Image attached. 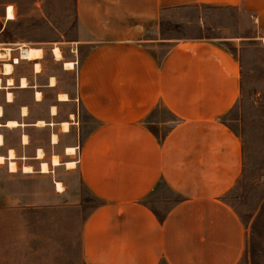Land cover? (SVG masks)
Returning <instances> with one entry per match:
<instances>
[{"label":"crops","instance_id":"crops-1","mask_svg":"<svg viewBox=\"0 0 264 264\" xmlns=\"http://www.w3.org/2000/svg\"><path fill=\"white\" fill-rule=\"evenodd\" d=\"M187 6L235 9L236 35L163 38V15ZM74 8L81 27L77 52L60 49L59 61L72 88L47 77L43 88L53 95L45 103L43 91L28 82L34 106L45 109L31 118L29 107L20 105L11 116L26 124L16 128L22 132L20 147H13L17 164L39 171L38 149L50 169L41 175L51 177L64 166L51 165L53 154L61 163L75 162L74 169L64 168L75 170L97 201L81 228L85 264H238L245 230L223 197L244 169L241 139L229 125L241 95V69L227 45L264 42V0H75ZM63 61L74 68L64 69ZM161 109L166 117L156 114ZM38 120L54 125L38 128ZM62 122L69 123L68 132H61ZM42 130L47 146H33L31 134ZM161 183L176 201L159 218L147 200Z\"/></svg>","mask_w":264,"mask_h":264},{"label":"rangeland","instance_id":"rangeland-1","mask_svg":"<svg viewBox=\"0 0 264 264\" xmlns=\"http://www.w3.org/2000/svg\"><path fill=\"white\" fill-rule=\"evenodd\" d=\"M74 6L75 0H0V48H11L12 57H17L16 49L22 44L43 50L39 60L42 72L37 79L33 62L27 60H18L13 73L1 77V124L15 115L20 105L29 107L31 118L45 109V105L34 106L30 89H18L21 77L43 91L45 103L53 95L43 88L47 77L55 76L60 84L72 88V76L63 74L60 60L56 61L51 51L55 46L66 54L77 50L75 42L81 27ZM236 31L235 9L187 6L165 13L160 33L165 39H223L235 36ZM227 46L241 69V95L229 115V125L241 139L244 169L239 183L223 200L245 230L238 264H264V42L240 41ZM7 91L15 97L11 104L5 102ZM156 114L166 117L163 109ZM0 134L3 149L20 147V129L1 127ZM31 136L33 146H47V131ZM49 155L50 150L46 158ZM23 165L18 161L16 173H10L7 164L0 165V264H85L81 228L97 201L85 191L75 170L61 166L50 174L62 184L64 192L58 193L49 175L38 173L37 166L32 174H24L20 169ZM174 201L176 198L161 183L147 203L161 218Z\"/></svg>","mask_w":264,"mask_h":264},{"label":"bare ground","instance_id":"bare-ground-1","mask_svg":"<svg viewBox=\"0 0 264 264\" xmlns=\"http://www.w3.org/2000/svg\"><path fill=\"white\" fill-rule=\"evenodd\" d=\"M17 51H19L17 57H12V52L13 50L11 48H0V90H2L4 88V86L2 85V76H10L13 73V67L14 64H16L18 62V60H27L30 62H33L34 65V71L35 73H38L41 71V66L39 63V60H41L43 58V50L41 48L38 47H31V46H27L25 44H22L21 46H19L17 49ZM52 56L55 58L56 61L61 60L62 58V53L61 50L55 46L52 49ZM63 68L66 70H72L74 68V62H70V61H64L62 63ZM55 79L52 77L50 80V86H55ZM20 89H26L28 88V82L24 77H21L18 83ZM36 95V99L39 100L40 98V92ZM58 99L60 101H65L68 99L66 94H58L57 95ZM6 102L12 103L13 102V94L10 91H7L6 94ZM21 112H22V116H26L27 115V108L25 106H23L21 108ZM50 112H52V114H54L56 112V108L55 106L51 107ZM3 117V108L0 105V118ZM72 118V115H71ZM49 126V125H54V124H47L45 123V121L43 120H38L36 121V124L34 126L38 127V128H42L45 126ZM26 124L24 123H19L17 120L15 119H8L5 121L4 124L0 123V128L1 127H6V128H18V127H25ZM60 128H61V132H68L69 130V123L68 122H62L60 124ZM23 140V145L28 143V137L24 134L22 137ZM51 140L53 142V144L58 142V137L56 134L52 133L51 135ZM4 145V138L2 136V134H0V148ZM68 148V147H67ZM67 152V154L72 155L74 154L75 150L71 147L68 148L67 150H65ZM16 156H15V151L12 148H9L7 150V154L6 156L0 154V165L2 164H7V167L9 169L10 173H16L18 171V166L17 163L15 162ZM35 159V158H34ZM36 159L39 161V173L41 174H47L50 172L48 163L44 160V152L42 149H38L37 154H36ZM64 165L66 167V169H73L75 168V162H64L61 163L59 157L56 154H53L51 156V165L53 167L55 166H59V165ZM22 172L24 174H31L34 172V170L32 169V167L30 165H23L21 168ZM55 187H56V192L61 193L63 191V187L62 184L60 182H55Z\"/></svg>","mask_w":264,"mask_h":264},{"label":"built area","instance_id":"built-area-1","mask_svg":"<svg viewBox=\"0 0 264 264\" xmlns=\"http://www.w3.org/2000/svg\"><path fill=\"white\" fill-rule=\"evenodd\" d=\"M70 51H71V53H73V54H75V52H77L76 49H75V50L71 49ZM14 65H16V64H14ZM72 123H74V120H72ZM75 124H78V121H75Z\"/></svg>","mask_w":264,"mask_h":264}]
</instances>
